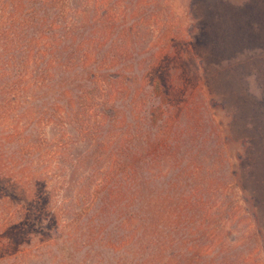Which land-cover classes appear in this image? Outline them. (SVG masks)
<instances>
[{
	"label": "rangeland",
	"instance_id": "1",
	"mask_svg": "<svg viewBox=\"0 0 264 264\" xmlns=\"http://www.w3.org/2000/svg\"><path fill=\"white\" fill-rule=\"evenodd\" d=\"M0 264H264V0H0Z\"/></svg>",
	"mask_w": 264,
	"mask_h": 264
}]
</instances>
